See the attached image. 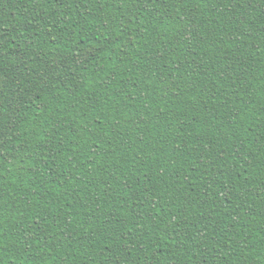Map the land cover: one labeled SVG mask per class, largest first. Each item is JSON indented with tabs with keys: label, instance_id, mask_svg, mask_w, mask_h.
<instances>
[{
	"label": "trees",
	"instance_id": "obj_1",
	"mask_svg": "<svg viewBox=\"0 0 264 264\" xmlns=\"http://www.w3.org/2000/svg\"><path fill=\"white\" fill-rule=\"evenodd\" d=\"M0 106V264H264V0H0Z\"/></svg>",
	"mask_w": 264,
	"mask_h": 264
},
{
	"label": "snow or ice",
	"instance_id": "obj_2",
	"mask_svg": "<svg viewBox=\"0 0 264 264\" xmlns=\"http://www.w3.org/2000/svg\"><path fill=\"white\" fill-rule=\"evenodd\" d=\"M56 71L58 72L59 69H56ZM4 111H6V109L3 106H0V113H3ZM5 131H6V128L4 124L0 122V136L4 135Z\"/></svg>",
	"mask_w": 264,
	"mask_h": 264
}]
</instances>
